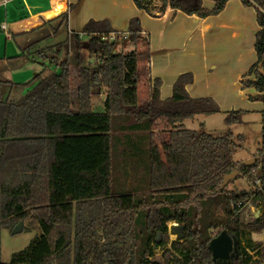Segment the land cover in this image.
<instances>
[{
    "label": "trees",
    "instance_id": "obj_1",
    "mask_svg": "<svg viewBox=\"0 0 264 264\" xmlns=\"http://www.w3.org/2000/svg\"><path fill=\"white\" fill-rule=\"evenodd\" d=\"M132 1L150 15L169 7L205 17L228 0H210L211 9L203 0H156L159 6L155 0ZM239 1L254 8L259 27L256 62L240 83L254 88L259 95L251 99L264 106V0ZM66 19L62 12L44 23L57 22L56 33ZM111 34L121 39L123 33L107 20L94 19L79 33L71 32L74 95L69 53L60 57L57 48L67 39L48 46L54 56L42 59L57 71L39 77L17 100L3 98V88L12 83L0 73V227L27 221L41 230L3 264H214L207 245L222 229L238 240L230 264L264 260L260 242L242 244L245 235L264 230V109L257 160L249 166L236 162L233 154L243 135H214L183 125L196 115L219 112L211 97L189 96L185 87L193 81L191 72L176 77L166 99L159 97L160 80L154 78L145 106H138L137 59L148 53L139 18L131 17L125 30L132 49L115 50L114 40L103 39ZM102 90L103 110L93 111L92 96ZM243 113L228 111L224 123H241ZM156 128L167 133L162 156L153 142ZM117 156L122 172L116 169L115 177L142 178L144 192L112 188ZM234 169L251 190L229 191L227 185L219 190L223 175ZM246 200L260 202L258 216L242 217L238 203ZM168 222L176 223L177 237L166 247ZM156 248L162 251L159 258Z\"/></svg>",
    "mask_w": 264,
    "mask_h": 264
},
{
    "label": "crops",
    "instance_id": "obj_2",
    "mask_svg": "<svg viewBox=\"0 0 264 264\" xmlns=\"http://www.w3.org/2000/svg\"><path fill=\"white\" fill-rule=\"evenodd\" d=\"M155 4L159 6L158 2ZM202 4L207 9L214 5L210 0H203ZM62 12L67 13L65 29L68 36L71 32L79 33L89 19L107 20L116 32L125 34L128 20L133 16L139 18L142 34L148 36V53L140 56H144V62L137 68V77L144 76L146 86L143 104L139 107L145 106L154 78L160 80L159 97L166 99L171 96L176 77L183 72H191L193 81L185 87L189 96L211 97L226 112L244 109V115L251 111L260 115L264 109L261 101L251 99L259 93L252 87L243 88L240 83L256 62L253 46L259 27L254 8L243 6L239 0H228L218 13L205 17L188 15L169 7L150 15L138 9L132 0H0V20H4L8 28L4 50L0 53V73L5 72L6 79L12 83L5 85V90L3 88L4 99L9 100L14 85L33 74L29 70L18 73L21 63L9 66L19 58H28L27 51L26 54L21 52L22 42H15L20 51L7 52L9 38H24L42 29L45 31L42 38L51 39L54 33L51 27L57 22H44ZM2 27L4 24L0 23V30ZM119 40L122 43L126 37L114 39L115 43ZM48 46L51 45H45ZM38 61L45 72L47 68L57 71L52 65L48 67L47 61ZM74 72L72 70V74ZM17 76L18 81L15 82ZM27 89L24 87L19 95ZM101 92L104 95V91ZM155 132L163 130L156 128L153 135Z\"/></svg>",
    "mask_w": 264,
    "mask_h": 264
},
{
    "label": "rangeland",
    "instance_id": "obj_3",
    "mask_svg": "<svg viewBox=\"0 0 264 264\" xmlns=\"http://www.w3.org/2000/svg\"><path fill=\"white\" fill-rule=\"evenodd\" d=\"M155 2L157 1L155 0ZM0 23L4 24V27H2L3 29L0 30V53H2L4 50L3 48L4 42L6 40L5 32L8 28L4 20H0ZM54 26L55 25H53L52 27L50 26L51 31ZM44 34H45V31L41 29L40 31L31 33L24 38H15V36L14 38H11V39L9 38L8 40L9 42L7 44V49H6L7 52H11V51L14 52L15 50L20 51L21 49V52L25 53L27 51L28 53V55H26L28 57L27 59L25 57L19 58L16 61L11 62L9 66H14L17 63L19 64L21 63L22 66H20L21 68L18 70V73H22L25 70H29L31 73H33L32 75L36 73L38 75L37 77L33 76V78L31 75L29 77L30 79L27 78V80L14 85L13 87L14 91L12 92V95L9 98L10 101L17 100L21 96L19 95V93L21 90H23L24 87L26 89L27 88L29 89L30 87H32V85H34L37 82L39 76H43L44 74H46V72L43 69V66H41L38 61V60L42 61L44 56L49 57V55H52V53L48 52V49H46L47 47H45V45H54L56 47L55 44L57 42L59 43V42H62L64 39H67V42L65 44L58 46L57 48H59L60 57H62L66 52L69 53V57L71 59V72L72 70L75 71L74 52H73V47L75 46V43H74V40H72V36L71 35L68 36L66 34L65 27L62 26L55 34L53 33L54 36H52L53 35L52 34L51 39H49V37L45 39L42 38ZM15 42L16 43L22 42L24 47L18 49ZM114 49L128 51L132 49V45L127 40L122 43L119 40L118 42L115 43ZM143 62H144V56L139 57L137 59V68L140 66V63L142 64ZM91 63L92 65L95 64V61L93 58L91 59ZM52 70H55V69L52 68ZM46 71L48 72L50 71V69L47 68ZM1 77L2 79L7 80L5 72H1ZM18 77L19 76H17V80H15V82L18 81ZM143 77L140 76V78L137 80V92H138L137 94L139 96V101H138L139 106L143 104V94L146 91V86H145ZM31 82H34V84H31ZM70 84H71V94L73 90V95H74V87H75L74 74H71ZM4 90H5V87H4ZM103 98H104L103 92H100L99 94H94L92 96L91 109L93 111L99 112L103 110V106H102ZM241 110H243L245 113L244 109H241ZM226 111L227 110H222L219 107V112L217 113H213L211 115H196L191 119L184 120L183 124L186 128L193 129V130H200L202 128L203 130L210 132L214 135H218L226 131H231L234 134H241L244 136V141L242 143V147L237 149L234 152L233 160L236 162H239V161H242L244 159L254 156V153L256 152L258 145L260 144V141H261L262 124H261V117L259 115V112H255V111L248 112L247 115H244V114L242 115L241 123L226 125L224 123V116L227 113ZM200 123L202 124V127ZM166 140H167V133L165 131L158 132V133L155 132V134L153 135V142L160 149V153H162L161 144L165 142ZM121 159L122 158L118 156L117 158L115 157V159L113 157V166L115 167V168L113 167L114 177L117 176L116 169H118L119 172H122L121 167H120ZM143 183L144 181L140 177L139 178H134L131 176L121 177V178L115 177V179L113 178L111 186L113 189H116L117 191H120V190L121 191H127V190L133 191L134 189H136L137 193H141V192H144ZM135 186H137L138 189ZM226 188L229 191L251 190L252 189L250 183L247 181V179L244 176H239L237 178L235 177L234 179L230 180ZM258 209H259L258 206L248 201L242 207V217L244 219H250L258 213ZM15 225L11 226V224H8L5 227H0V264L9 262L11 258V254L13 252L23 249L30 242L32 238H34L35 236L41 233V230L38 226H35V227L31 226L28 224L27 221L21 224L20 230L18 232L13 233L12 230ZM167 227H168V243L166 247H168L169 243L175 240L177 237L176 234L172 233L173 230H172L171 222L167 223ZM246 239H249L252 244L260 242L261 245H264V230H262L259 233H251L249 235H245V237L242 238V244H245ZM161 252L162 251L160 249H156L154 250V255L157 258H159V256L161 255ZM248 252L250 254H254V251L248 250Z\"/></svg>",
    "mask_w": 264,
    "mask_h": 264
},
{
    "label": "water",
    "instance_id": "obj_4",
    "mask_svg": "<svg viewBox=\"0 0 264 264\" xmlns=\"http://www.w3.org/2000/svg\"><path fill=\"white\" fill-rule=\"evenodd\" d=\"M54 55H49L52 57ZM261 65V62L258 64ZM257 160L256 156L244 159L242 163L249 166ZM238 174V170L234 169L223 175L222 181L219 184V190H222L230 180L234 179ZM21 223H17L12 232H18L20 230ZM238 240L234 235L227 233L226 229L220 230L215 236H213L208 242V250L211 253V259L214 264H230V259L235 258L237 255Z\"/></svg>",
    "mask_w": 264,
    "mask_h": 264
},
{
    "label": "built area",
    "instance_id": "obj_5",
    "mask_svg": "<svg viewBox=\"0 0 264 264\" xmlns=\"http://www.w3.org/2000/svg\"><path fill=\"white\" fill-rule=\"evenodd\" d=\"M3 1H5V0H3ZM122 36V38H125L126 37V35L125 34H122L121 35ZM106 38H108V39H110V40H114L116 37L113 35V34H111V35H109V36H104L103 37V39H106ZM256 182V184H258L259 182H258V180H256L255 181ZM249 200H246L245 202H239L238 203V206H240L241 208L248 202ZM256 206H258L259 207V209H258V213L255 215V216H258L259 214H260V210H261V204H260V202L259 201H257V205ZM172 223V226L173 225H175L176 223H174V222H171ZM156 249H159V248H156ZM156 249H154V250H156ZM256 258H258L257 256H253V259H256ZM263 262H264V260H261L260 262H257V261H251L249 264H263Z\"/></svg>",
    "mask_w": 264,
    "mask_h": 264
}]
</instances>
